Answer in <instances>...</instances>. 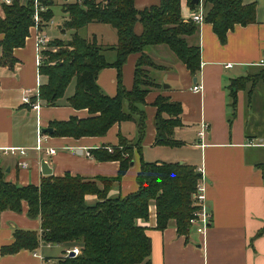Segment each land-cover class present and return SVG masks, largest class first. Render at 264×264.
I'll return each instance as SVG.
<instances>
[{
  "label": "crops",
  "instance_id": "1",
  "mask_svg": "<svg viewBox=\"0 0 264 264\" xmlns=\"http://www.w3.org/2000/svg\"><path fill=\"white\" fill-rule=\"evenodd\" d=\"M242 1L255 4L256 21L235 25L228 32L226 42L220 41L212 24L206 21L199 24L195 34L186 37L189 45L201 47V69L196 75L166 44L150 45L144 50L158 66L146 67L158 86L150 89L143 107L146 133L142 149L135 148L134 163L119 181L110 185L109 195L126 196L138 190L137 175L142 158L146 161L179 162L196 169L203 167L207 202L212 211L211 224L204 234L193 227L188 234H181L174 220L163 229L156 227V205L150 204L148 220L141 219L140 223L147 226L146 231L152 239V264H264V170L259 166L264 163V145H246L248 140L264 142V63H261L264 59V0ZM70 2L82 0H54L51 5L52 10L55 4L62 6V21L55 25L61 32L67 30L65 23L69 14L64 6ZM4 3L0 0L1 18L5 17ZM160 3L161 0H135V7L142 11ZM197 9L192 8L188 0H181L184 19L189 17V10L192 13ZM53 18L42 27L49 42L62 38L54 33ZM86 26H91L95 34L85 38L110 46L105 57L108 62H115L118 56L116 28L100 22ZM143 30V24L137 22L135 32L141 35ZM38 33V29L32 26L24 46L14 49L17 63L13 68L0 65V170L5 180L20 185H39L46 176L41 168L43 158L55 176H63L67 172L88 179L117 176L118 161L98 160L91 151L118 145L120 134L130 140L135 139L137 125L134 121L116 123L100 136L75 138L41 132L52 121L69 120L74 116L88 118L91 114L87 108H75L67 101L75 92L76 82L73 89L70 83L57 105L49 106L39 98L40 86L47 78L40 73L38 65ZM3 38L1 33L0 41ZM141 55V52L129 54L122 66V83L126 89L134 86L136 64ZM240 78L243 82L233 108L229 86L232 80ZM97 83L106 94L115 96L118 69L115 66L103 68ZM195 84H200L202 90L195 91ZM159 95L182 104V125L176 127L174 133L175 138L182 142L180 146L156 144L157 108L154 102ZM26 98L30 101L27 102ZM35 103H39V108L33 106ZM202 123H206L208 128L201 138ZM40 137L41 149H38ZM161 147L172 149L174 155L163 159V154L159 153L163 150L160 149L158 159L150 158V149ZM50 148L55 153H48ZM22 161H27L29 166L22 167ZM95 198L96 195L87 197L89 202ZM27 210L28 205L24 202L21 211H2L0 264H56L65 254V244L41 242L36 250L1 253L3 245L13 242L15 228L40 229V218L31 217ZM54 245L61 246L60 253L52 251Z\"/></svg>",
  "mask_w": 264,
  "mask_h": 264
},
{
  "label": "trees",
  "instance_id": "2",
  "mask_svg": "<svg viewBox=\"0 0 264 264\" xmlns=\"http://www.w3.org/2000/svg\"><path fill=\"white\" fill-rule=\"evenodd\" d=\"M54 0H39L46 10L40 12L41 27L54 16ZM192 8L200 4L188 0ZM204 21L212 24L222 43L235 25H248L256 21L255 4L242 0H203ZM5 17H0V65L13 68L17 63L14 49L24 46L35 24V0H12L3 4ZM69 19L66 28L74 29L69 40L56 38L42 51L40 73L47 79L39 89V98L49 106L57 105L73 79L75 92L68 103L78 109L87 108L88 118L71 117L52 121L54 136L105 135L116 123L134 121L137 135L133 140L120 134L119 144L93 149L98 160H115L120 164L115 177L84 178L67 172L63 176H43L39 185H20L6 181L0 170V218L5 209L21 211L24 202L27 213L40 218V229H14L13 242L1 247L2 254L20 249L36 250L41 242L62 243L66 250L77 245V255L64 254L56 264H152V239L146 225L150 204L156 205L158 228L167 227L172 220L181 234L192 228L190 218L196 208L192 200L200 173L190 164L141 159L137 175L138 190L126 196L112 197L109 187L119 181L131 166L134 150L142 149L146 133V96L157 87L146 67H158L144 53L150 45L166 44L193 73L201 69V47L189 45L186 37L199 30V24L181 14V0H161L159 6L138 11L135 0H82L65 4ZM143 24L141 35L135 32L137 22ZM91 22L108 23L118 33L117 60H106L95 39H88L78 29ZM141 52L136 64L134 86L126 89L122 83V66L129 54ZM109 66L118 69V88L115 96L106 94L97 78ZM243 79L232 80L229 89L232 107H236L237 92ZM154 105L156 112V144L177 147L182 144L174 136L176 127L182 125L183 107L180 102L159 95ZM110 148L112 150L110 151ZM264 170V163L259 165ZM88 195H96L89 202ZM262 232V231H261ZM260 232V233H261ZM65 250V253H66Z\"/></svg>",
  "mask_w": 264,
  "mask_h": 264
},
{
  "label": "built area",
  "instance_id": "3",
  "mask_svg": "<svg viewBox=\"0 0 264 264\" xmlns=\"http://www.w3.org/2000/svg\"><path fill=\"white\" fill-rule=\"evenodd\" d=\"M39 0H35L36 5V12H35V28L38 29L39 33L36 36L37 40V48L39 53L38 56V65L41 66L43 56L41 55V50H44L47 48V44L50 41L47 35L43 32L41 25V17L40 12L45 11L46 8L43 5H40ZM5 3L10 4L12 0H4ZM204 15H205V7H204V1L200 0V4L198 5V9L196 11H192L191 15L188 17L189 19L195 21L196 23L200 24L204 21ZM261 63H264V59L261 61ZM193 89L195 91L202 90V86L200 84H195L193 86ZM26 101L29 102L30 100L26 98ZM35 108H39V103H35L33 105ZM208 126L206 123H202L201 129L199 131V136L202 138L205 135V132L207 130ZM41 137L39 139V144L37 146L38 149H41ZM246 145L249 146H259L264 145V142L262 141H256V140H248L246 142ZM48 153H55V150L50 148L48 150ZM90 154V153H88ZM22 167L27 168L29 166L27 161L21 162ZM198 172L200 173V178L197 181L195 191L192 193V200L194 201V205L196 206L193 215L190 218V222L193 228H195L198 232L204 234L208 228V226L211 224V216L212 211L211 208L207 202V185H206V179L204 176V169L203 167H199ZM74 251V255H77L80 252V247L75 245L72 248H69L66 250V255H70V251Z\"/></svg>",
  "mask_w": 264,
  "mask_h": 264
},
{
  "label": "rangeland",
  "instance_id": "4",
  "mask_svg": "<svg viewBox=\"0 0 264 264\" xmlns=\"http://www.w3.org/2000/svg\"><path fill=\"white\" fill-rule=\"evenodd\" d=\"M53 10H54V18H53V21L55 22L54 26L61 23L62 21V16H63V9H62V6L61 5H58V4H55L53 5ZM190 11V10H189ZM188 11L189 14L187 15H191V13ZM66 32H61L60 30L57 29V26L54 27V33L55 35H59L60 37H62L63 39H70L72 34L74 33V29H70V28H66ZM70 29V30H69ZM99 33V32H98ZM79 34L82 35L83 37H90V36H93L95 34V31L92 29L91 26H86V27H83L81 28V30L79 31ZM107 38V37H106ZM101 47H103V53L106 54L108 52H110L108 50V48L110 46H107V45H102V44H99ZM75 79L72 80L71 84L70 85V88L73 89V86L75 85ZM163 150V151H159L160 154H163L161 157L163 159H169V157H172L174 155V153L172 152V149L170 148H165V147H161V148H157V149H150V158L152 159H158L157 157L158 156V150ZM63 245V244H61ZM61 246H56L54 245L52 251L55 252V253H60V248Z\"/></svg>",
  "mask_w": 264,
  "mask_h": 264
},
{
  "label": "water",
  "instance_id": "5",
  "mask_svg": "<svg viewBox=\"0 0 264 264\" xmlns=\"http://www.w3.org/2000/svg\"><path fill=\"white\" fill-rule=\"evenodd\" d=\"M192 3L198 4L199 0H193ZM194 80L197 82V78H195ZM164 86L167 87L166 84ZM41 132L53 134V128L52 127H45V128H42ZM133 163L134 162L132 161L131 165ZM41 168H42V173L44 175H52L53 169L50 167V165L48 164V162L44 158L41 159ZM70 255H74V251L73 250L70 251Z\"/></svg>",
  "mask_w": 264,
  "mask_h": 264
}]
</instances>
